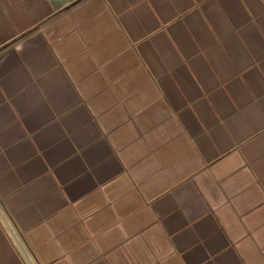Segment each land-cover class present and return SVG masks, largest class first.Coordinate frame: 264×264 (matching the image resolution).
<instances>
[{
	"label": "crops",
	"instance_id": "1",
	"mask_svg": "<svg viewBox=\"0 0 264 264\" xmlns=\"http://www.w3.org/2000/svg\"><path fill=\"white\" fill-rule=\"evenodd\" d=\"M0 264H264V0H0Z\"/></svg>",
	"mask_w": 264,
	"mask_h": 264
}]
</instances>
